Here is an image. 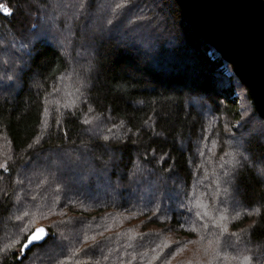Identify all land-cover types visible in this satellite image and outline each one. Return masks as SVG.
I'll use <instances>...</instances> for the list:
<instances>
[{"label": "trees", "instance_id": "obj_1", "mask_svg": "<svg viewBox=\"0 0 264 264\" xmlns=\"http://www.w3.org/2000/svg\"><path fill=\"white\" fill-rule=\"evenodd\" d=\"M44 17L67 33L60 48ZM86 62L83 106L59 105L60 79ZM223 66L174 0H0V264H144L146 249L188 264L181 252L213 243L216 264H264L263 135L235 140L213 209L186 198L205 174L193 164L205 117L228 133L240 115L231 80L264 124ZM92 112L105 127L89 129ZM39 226L47 239L20 257ZM165 228L180 258L151 245Z\"/></svg>", "mask_w": 264, "mask_h": 264}, {"label": "rangeland", "instance_id": "obj_2", "mask_svg": "<svg viewBox=\"0 0 264 264\" xmlns=\"http://www.w3.org/2000/svg\"><path fill=\"white\" fill-rule=\"evenodd\" d=\"M50 17H44L41 20L42 27L47 31L49 37L54 42L57 47H61L65 43L66 34L56 36L53 32L54 23ZM66 44L63 48H65ZM88 54V53H87ZM86 58V57H84ZM87 63V62H86ZM79 66V64H78ZM74 67V71L70 70L68 74L62 77L58 84L59 93V105L67 106L73 111L80 109L83 106V98L86 95V91L90 87L88 81L91 69L94 68L93 65L87 63V67H83L82 71L80 68ZM226 68V69H225ZM223 70L227 76H231V69L227 66H223ZM226 81L228 80L225 78ZM232 86L234 87L233 93L238 100L237 102V112L240 114L239 117L231 124L230 131L228 130V125L226 127L225 133L216 126V119L207 115L202 131L196 140V149L194 152L195 159L193 164L200 169L205 170V174L199 181V187L189 193L186 198L189 200V196L194 194V198L197 200H203V210H211L212 205L220 198L223 194V186H231L233 184V168L235 166V160L237 157V152L234 146L236 139H241L246 136L249 132L255 134L256 136H264V124L256 119L252 115V108L250 102L246 98V90L240 87L237 82L231 80ZM231 84V83H230ZM196 105V104H194ZM198 106V105H196ZM107 115V114H106ZM106 115H99L96 112H92L91 115L86 116V121L88 123L89 129H97V127H105L108 119H105ZM264 142V139H263ZM49 160L47 158L43 159V163H47ZM106 167L103 166L100 169V175L104 173ZM96 172V171H95ZM179 191V186L175 189ZM154 190H150V197L153 198ZM198 192V193H197ZM89 196L88 193H84ZM179 194V192H177ZM135 202L139 201L138 196L133 195L131 197ZM225 204L227 202L226 199ZM195 202V200H189ZM170 202L174 205L175 198L172 196ZM228 208L224 206L221 210H227ZM206 210V212H207ZM171 232L169 228L156 229L150 240L151 245L155 244L158 249H161L162 253H173L180 258L179 252L177 251V245L175 240L171 237ZM223 252L226 247L225 241L218 242ZM212 245V244H211ZM191 245L186 249V251L181 252V260L188 264H216L218 259V249L216 244L213 243L212 247L205 245ZM191 253V249H193ZM196 249H200L197 251ZM156 254V249H146V258L141 262L144 264H154V257ZM223 254V253H222ZM224 255V254H223ZM225 257V256H224ZM171 264V263H169ZM241 264V262H240Z\"/></svg>", "mask_w": 264, "mask_h": 264}, {"label": "water", "instance_id": "obj_3", "mask_svg": "<svg viewBox=\"0 0 264 264\" xmlns=\"http://www.w3.org/2000/svg\"><path fill=\"white\" fill-rule=\"evenodd\" d=\"M174 1L198 33L229 64L264 120V0ZM41 227L45 228H37ZM32 247L20 252V257Z\"/></svg>", "mask_w": 264, "mask_h": 264}, {"label": "snow or ice", "instance_id": "obj_4", "mask_svg": "<svg viewBox=\"0 0 264 264\" xmlns=\"http://www.w3.org/2000/svg\"><path fill=\"white\" fill-rule=\"evenodd\" d=\"M48 235V232L43 227L35 229V231L28 236L27 241L23 243L20 252L24 253L30 246H40V244L47 239Z\"/></svg>", "mask_w": 264, "mask_h": 264}]
</instances>
